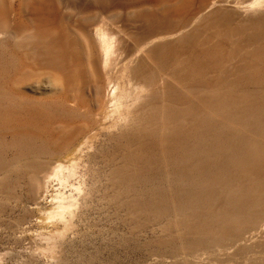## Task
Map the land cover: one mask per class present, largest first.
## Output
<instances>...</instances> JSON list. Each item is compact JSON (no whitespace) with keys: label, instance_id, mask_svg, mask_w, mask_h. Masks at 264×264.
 <instances>
[{"label":"bare ground","instance_id":"6f19581e","mask_svg":"<svg viewBox=\"0 0 264 264\" xmlns=\"http://www.w3.org/2000/svg\"><path fill=\"white\" fill-rule=\"evenodd\" d=\"M59 1L0 0V43L12 48L10 71L0 70V194L15 198L18 182L2 184L14 172L32 210L63 230L101 186L122 205L125 169L156 164L159 150L165 165H184L168 183L173 226L190 228L205 209L204 225L223 218L204 238L247 247L264 263V0H138L161 11L133 24L131 39L89 19L121 2L79 4L76 13L89 18L78 23ZM190 88L204 94L190 98ZM53 183L70 191L49 198Z\"/></svg>","mask_w":264,"mask_h":264},{"label":"rangeland","instance_id":"374dc122","mask_svg":"<svg viewBox=\"0 0 264 264\" xmlns=\"http://www.w3.org/2000/svg\"><path fill=\"white\" fill-rule=\"evenodd\" d=\"M88 1L82 0L81 3V0H60L59 6L62 8L61 12L65 17L69 16L68 18L74 19L78 23L85 22L91 17L89 19L95 21V26H109L110 24L116 33L121 30V33L123 32L130 39L137 36L135 34L137 29L133 24H144V22L149 21V16L153 11H161L160 8L156 9L149 3L140 4L138 0H117L122 3V7L110 9L111 6H109L106 11L97 14L95 19L91 15L87 19H83L76 13V6ZM62 4L64 6L66 4V6L63 8ZM191 23L186 27L188 28ZM129 29L131 33L134 32L132 34L134 37L128 32ZM94 35L95 32L91 31V36L94 37ZM207 42L213 43L212 41ZM201 46V44L196 45L193 50L199 51ZM11 50L10 43L8 44L6 41L0 43V70L10 71L9 58ZM215 76V71L208 72L203 76L201 80L204 86L211 83ZM41 90L48 91L47 88ZM26 91L35 95L39 94V90L34 87H27ZM203 94L204 91L198 88H190L187 92L190 98H193V95L202 96ZM100 96L102 97V95ZM4 105L6 103H0V109L5 110L6 106ZM34 106H37V103H34ZM29 111L30 115L34 114L33 110ZM77 119H82V117L79 116ZM103 150L105 149L103 148ZM12 151L13 148H4V155L8 157ZM154 156L158 160L152 166L146 165L141 169L133 167L131 169L129 167V170L128 168L125 169L124 184L126 186L123 184L125 190L123 187V194L119 197V200L122 201L120 202L123 203L122 205L115 202L116 200L110 199L112 198V196L110 197L111 189L104 191L103 186H101L98 191H92L86 199V203L77 208L78 210L75 209L70 216H66L70 221L68 220V228L63 229L64 232L61 230V222L54 224L49 219L46 221L47 218H43V216L45 217L44 211L36 212V210H32L30 203L32 199L24 185L20 183L22 178L12 172L10 180L8 178L9 181L4 179L2 184L8 186L18 182L17 185L12 187L14 189L11 188L12 191L10 190L15 194V198L9 199L0 194V264H261L262 262L257 258L258 255L255 253L254 258V253L247 247L232 244L221 248L204 238L206 232L212 233V231L218 232L220 230L218 220L223 218L217 217L218 215L216 217L210 215L208 220L211 222L204 225L201 219L203 215H206L203 213L205 209L201 211L200 216H197L199 209L196 213H193L194 215L191 218L195 222L193 221L190 228H186L182 232L180 229L175 228L171 211L166 207V205L170 206L171 204L168 183L176 182V179L179 180L178 173L183 172L184 165L182 164L183 167L177 166L176 168L170 167L169 164L165 165L159 150L155 151ZM143 168L144 170H142ZM148 168L150 169L148 170ZM132 170L136 172L133 173ZM139 170L141 171L138 172ZM166 172L167 174H165ZM173 173L174 175H172ZM69 188V185L53 183L52 186L48 187L49 190L46 194L49 198L51 192L61 190L60 192L67 194L70 191ZM3 190L5 192L7 189L4 187ZM152 203L153 206H151ZM131 204H134V206L132 207ZM165 207L169 212L165 210ZM147 209L148 211L150 209V211L148 212ZM139 210L140 212H138ZM158 210L162 212L159 213ZM213 212L210 211L208 214H213ZM196 216L198 217L197 220H195ZM38 217L39 221L42 222L36 221ZM168 218L170 221L172 220L171 223L167 220ZM198 223L201 225H198ZM165 227L166 229L169 228V231ZM58 229L61 231L59 232ZM51 241L54 245H50ZM199 244L201 247H199Z\"/></svg>","mask_w":264,"mask_h":264}]
</instances>
